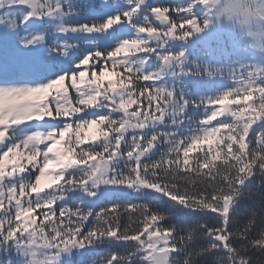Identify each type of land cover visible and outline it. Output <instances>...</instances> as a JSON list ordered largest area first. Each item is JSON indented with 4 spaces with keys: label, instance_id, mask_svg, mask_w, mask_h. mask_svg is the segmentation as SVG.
Returning a JSON list of instances; mask_svg holds the SVG:
<instances>
[{
    "label": "snow or ice",
    "instance_id": "obj_1",
    "mask_svg": "<svg viewBox=\"0 0 264 264\" xmlns=\"http://www.w3.org/2000/svg\"><path fill=\"white\" fill-rule=\"evenodd\" d=\"M195 3L198 0L178 11L191 12ZM167 11L151 8L146 0H126V6L104 0L100 11L93 10L87 0L79 4L73 0H0V208L5 209L0 213V244L14 241L22 246L30 255L29 264L44 253H48L45 264H52L70 247L83 248L104 236L137 241L143 251L153 234H169L167 239L176 250L183 243L169 227L148 230L150 223L164 217L147 203L105 208L97 214L106 222L104 226L87 233L82 231L83 224L91 212L64 207L47 234L40 225L38 230L22 229L17 235L19 225L13 219V209L19 217L24 204L29 211L33 206L52 205L77 187L90 196H96L101 187L130 189L215 213L226 223L213 233L233 253L237 249L228 244L232 232L227 219L236 197L258 194L256 219L264 224V176L259 184L250 181L264 173V128L258 127L264 121V85L257 84L250 73L241 87L206 103L210 106L229 96L249 101L256 92L253 103L218 110L209 107L195 127H185L181 117L188 101L178 98L173 89L142 84L159 79L160 74L143 71L142 54L156 49L141 34L166 40L175 36L177 28L176 23L159 31L143 25H151L152 13L167 23L163 15ZM183 20L201 31L200 24ZM129 25L137 29L136 37L129 35ZM70 34L79 37V43H69ZM191 34L183 31L181 36ZM124 35L130 38H122ZM120 53L128 54L118 58ZM182 55L162 58L167 64ZM109 65L127 70L135 77L136 88H117L112 82L110 87L104 86L97 71H106ZM89 72L91 78L86 79ZM157 97L162 106L153 108ZM133 104L137 108L130 111ZM169 115L172 124L180 127L150 131ZM218 116L224 119L213 125ZM93 126L97 130L89 136ZM85 141L91 142L81 147ZM203 144L208 147H200ZM198 147L197 154L190 157ZM10 156L14 163L6 170ZM46 179L49 183L42 187ZM60 180L63 183H58ZM44 188L51 190L45 192ZM26 195L25 200L17 198ZM49 211L54 214L56 210ZM121 215H130L136 223L122 228ZM145 231L148 235L141 239ZM246 231L237 234L241 240L248 239ZM251 243L264 247V239ZM231 264H249V258L238 255Z\"/></svg>",
    "mask_w": 264,
    "mask_h": 264
},
{
    "label": "trees",
    "instance_id": "obj_2",
    "mask_svg": "<svg viewBox=\"0 0 264 264\" xmlns=\"http://www.w3.org/2000/svg\"><path fill=\"white\" fill-rule=\"evenodd\" d=\"M73 2L79 4L83 0H73ZM87 2L92 5L93 10L100 11L104 0H87ZM108 2L125 3L126 6V0H108ZM146 3L151 8L168 9L167 12L163 13L168 18V22L162 23L157 18V14L152 13L150 15L151 25H143L142 20H138L137 23L144 27H155L158 31L160 29L167 30L171 23H176L177 28L175 36L168 37L166 40L158 41L147 37L148 33L141 34L142 38L150 40L149 46L156 49L153 52L142 54L143 71L145 74H160L159 79L144 81L142 84L173 89L178 98L187 100L188 104L181 117L184 120L185 127H195L205 117L209 107L211 110H218L225 106L232 108L244 107L256 100L257 93L253 92L249 101L243 99L237 101L235 96H229L227 100L216 102L210 106L206 103L210 98H218L225 92L241 87L244 80L250 78V73L254 75L257 84L264 85V60L260 63V66H257L252 61L254 53L250 52L248 48L240 47L238 39L241 34L239 30L229 29L231 25H236L233 23L228 24V21L225 20L209 17L206 7L201 3H195L191 12L178 11V9H186L189 4L193 3V0H146ZM183 19L193 20L197 24L200 22L202 30L195 31L192 29V25L184 23ZM209 19H212V22L205 27L204 23ZM220 24L221 27H219ZM128 27L131 29L129 35L136 37L137 29L131 25ZM183 31H190L192 34L183 37L181 36ZM122 38L127 39L130 37L124 35ZM79 40V37L70 34L69 43H79ZM49 42L51 43V41ZM180 53H183L180 59L173 60L170 64H166L162 58L163 55H178ZM127 54L120 53L118 58H122ZM97 75L101 77L106 87L111 86L110 82L115 83L117 88L124 86L135 89L137 86L135 77L130 76L124 68H113L109 65L106 71L101 72L98 70ZM90 78L91 73L89 72L86 79ZM150 91L155 94L154 89L150 88ZM135 98L133 97V99ZM140 99L146 104L144 97ZM201 101L205 103H201ZM157 104H161L158 97L153 100V108ZM136 108V104H133L129 110L133 111ZM172 119L171 115L166 116L163 122H159L150 131H171L180 127V125L174 126ZM222 119H219L218 116L216 120L212 121V124L215 125L218 120ZM253 127H256V125H253ZM258 127L264 128V121ZM96 130V126H93L87 134L90 136ZM90 142L85 141L81 147H87ZM200 147H208V145L203 144ZM198 151L199 147L196 151L190 153V157L196 155ZM158 156L159 152L153 158L155 159ZM13 163V158L10 156L6 161V170H11ZM125 163L130 164L131 161L125 160ZM261 176H264V173L254 175L250 178V181L259 184ZM47 183L49 181L46 179L41 186L43 187ZM58 183H63V180L58 181ZM245 183L247 184L249 181ZM50 190L44 188L45 192ZM17 192H19V189H17ZM84 192L81 187H77L69 192L63 200L52 205H44L41 208L33 206L31 211L28 210V205L24 204L19 217L15 216L16 210L13 209V219L19 225L17 235L20 234L22 229H27V231L38 230L40 225L44 226V231L47 234L52 223L58 221L60 208L64 207L74 210L80 209L85 213L91 212L88 220L83 224L82 231L87 233V231L102 227L106 223L98 219L97 214L101 210L110 208L112 205L126 206L132 203H147L164 217L163 220L158 218L157 221L150 223L148 230L155 231L158 228L169 227L174 231L173 235L176 234L183 240L178 249L172 253V256L182 261V264H231L232 259L238 255L248 257L249 264H264V247L255 246L251 243L253 240L264 239V224H258L256 219L257 202L260 200L258 194L246 198L242 193L241 196L236 197L235 203L230 208L227 228L232 232V238L228 241V244L236 247L237 251L233 253L230 247H225V242L219 240L213 233L214 229L223 228L226 223L225 218L217 216L215 213L209 214L204 210L193 209L179 202H170L168 198L162 196L148 197L142 192L137 193L130 189L115 190L101 187L100 192L93 196V199H89ZM35 195V193H32L31 198L34 199ZM17 198L25 200L28 196H17ZM5 205L11 208L7 199H5ZM49 209H55L56 211L53 214ZM232 209L236 210L235 213L232 212ZM4 210V208H0V213H3ZM119 223L122 228H127L130 224H135L136 221L130 215H121ZM140 227L143 228V224ZM242 229L247 230V240H241L237 235ZM147 233V231L142 232L140 238H146ZM132 235L136 234L132 233ZM113 256H116V259H113ZM60 257L59 264H109V262L111 264H148L145 259V251L142 250V246L137 241L110 236L101 237L83 248L72 246L62 252ZM29 261L30 255L26 254L22 246L17 245L14 241L0 244V264H29Z\"/></svg>",
    "mask_w": 264,
    "mask_h": 264
},
{
    "label": "clouds",
    "instance_id": "obj_3",
    "mask_svg": "<svg viewBox=\"0 0 264 264\" xmlns=\"http://www.w3.org/2000/svg\"><path fill=\"white\" fill-rule=\"evenodd\" d=\"M198 2L206 7L209 17L233 23L252 38L256 46L264 47V0H198ZM211 22L212 19L205 21L204 26ZM168 235L153 234L145 245V259L148 264H182V261L172 256L176 246L169 242ZM47 259L48 253L38 254L32 264H45Z\"/></svg>",
    "mask_w": 264,
    "mask_h": 264
},
{
    "label": "rangeland",
    "instance_id": "obj_4",
    "mask_svg": "<svg viewBox=\"0 0 264 264\" xmlns=\"http://www.w3.org/2000/svg\"><path fill=\"white\" fill-rule=\"evenodd\" d=\"M228 24H231L230 22H228ZM221 27V24L220 26ZM238 29L239 32H240V38L238 39L239 41V44H240V47L241 48H248V50L252 53H254V55H252V61L253 63H255L257 66H260V63L263 62L264 60V47H258L256 46L254 40L252 38H250L242 29H240L239 27L237 26H233L231 25L229 27V29ZM251 60V59H250ZM224 118V116H219V119H222ZM43 182V181H42ZM101 190V189H100ZM100 190L97 192L99 193ZM85 194L88 195L89 199H93V196H90L87 192H84ZM148 235V233H147ZM60 258L54 262H52V264H59L60 262Z\"/></svg>",
    "mask_w": 264,
    "mask_h": 264
}]
</instances>
